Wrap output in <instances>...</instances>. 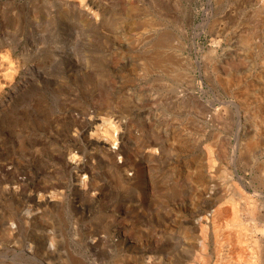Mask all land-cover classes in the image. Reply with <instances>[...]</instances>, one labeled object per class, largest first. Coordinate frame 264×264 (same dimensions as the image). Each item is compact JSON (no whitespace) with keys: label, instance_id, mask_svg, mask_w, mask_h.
I'll use <instances>...</instances> for the list:
<instances>
[{"label":"rangeland","instance_id":"rangeland-1","mask_svg":"<svg viewBox=\"0 0 264 264\" xmlns=\"http://www.w3.org/2000/svg\"><path fill=\"white\" fill-rule=\"evenodd\" d=\"M164 2L167 15L177 22L175 26L162 21L158 7L161 0H82L81 4L79 0H0V30L9 27L5 37L9 36L7 42H12L13 56L20 61V69L24 67L14 100L16 107L20 105L17 110L30 109L31 118H41L45 122L43 130L33 129L37 147L27 145L21 154L13 152L16 143L12 137L0 135V264H142L148 260L153 264H190L193 257L196 258L190 241L197 232L188 220L198 218L203 197L213 200L214 191L222 183L224 186L230 183L227 170H222L225 165L232 171L237 169L242 180L233 173L230 177L232 186L236 185L246 193L249 203H254L251 207L264 204V167L257 169L264 161V124L258 128L262 132L257 152L251 159L242 152V142L251 121L241 108L246 102H261L264 95L259 88L263 68L256 56L259 39H253L257 51L250 52L251 70L242 87L228 90L220 87L213 80L211 71L204 66L199 68L197 64L201 61V65H208L204 47L209 43L208 31L216 30L217 22L224 28L218 49L224 48L227 55V42L237 45L242 31L254 23L256 6L244 0ZM130 5H135L137 10L129 11ZM219 15H223L221 19H217ZM147 17L156 22L147 29L139 28V21ZM164 30L169 37L165 52L179 62L169 68L183 73L177 84L163 71L168 66L148 71L143 68L146 58L153 52L154 41ZM132 34L135 36L130 37ZM135 37L136 40H132ZM189 63L194 66L193 70H188ZM249 87L253 91L247 94ZM224 104L226 110L220 121L212 123L208 119L209 112ZM74 113L103 118L118 114L124 121L130 132L125 145L133 152V168L127 173L131 180L124 189L117 186L114 171L100 154L92 153L85 161L82 151H75L81 161L92 166L94 179L101 190L99 195L91 199L84 192H75L70 185H65L60 211H49L46 221L31 220L30 215L25 221L27 230L12 234L10 229L14 224L9 218L14 203L10 198H3V190L10 188L13 191L19 185L11 181V175L7 173L15 172L23 178L27 194L35 189L40 191L45 182L53 184L56 178L63 182L62 177L67 174L58 168L52 154L65 145L66 129L72 124ZM8 117L4 119L0 115V132L5 134L15 128H10ZM179 127L183 131L186 129L189 143L178 134ZM163 128L168 132L163 133ZM151 141L156 145L157 153L149 159L143 145ZM219 144L226 147L227 164L217 160L216 177L209 181L195 169L196 155L206 147L214 150ZM38 147L40 149L36 151ZM228 196L235 197L231 193ZM28 204L29 201L24 202L23 211L28 210ZM250 224L246 236L248 242L245 241L251 249L246 247L247 254L242 255L241 263L250 260L254 264H264V228L257 218ZM47 228L56 230V233L51 231L55 240L41 244L39 237L50 232ZM206 235L205 253L209 254L213 237L211 233ZM235 240L230 238L234 244ZM52 246L55 249L47 253L46 249ZM234 247L228 251L227 247L223 248L226 252L223 257L240 260L239 248ZM205 257L202 256L200 262L203 263Z\"/></svg>","mask_w":264,"mask_h":264},{"label":"bare ground","instance_id":"bare-ground-1","mask_svg":"<svg viewBox=\"0 0 264 264\" xmlns=\"http://www.w3.org/2000/svg\"><path fill=\"white\" fill-rule=\"evenodd\" d=\"M61 1H63V0H61ZM244 1H246L248 3L252 2V5L256 6V9L254 12L256 19L254 20V23L252 21L253 24H249L248 28H246V30H244V32L242 31V33L240 34L241 38H240L239 43L236 42L237 45H234L231 42H227V47L229 49L227 50L228 54L225 55L224 48H221V50L218 49L220 46V42H221V39L219 38V36H221V33L223 32L224 28L221 27V23L217 22L216 25L218 28L214 31L213 30L208 31L209 43L204 47V55L208 57V61H207L208 65H205V64L201 65V61H197V64H198L199 68L203 67V66L207 67L211 71L213 80L220 87H222L226 90L230 89L231 87L232 88L233 87H235V88L242 87L245 85V79L250 74V70H251L250 52L252 50L257 51V50H255V48L257 47L258 51L256 53V56H257L258 60L260 61V63L262 64V68H263V72H262L263 77H262V80L260 81L259 88L264 91V0H244ZM81 3H82V0H79V4H81ZM87 3H88V1H87ZM57 6H60V5H57ZM158 7H159V15H160L162 21H164V23H172L175 26V24L177 22L175 19L172 18V16H171V19L169 18L170 14L167 15V12H166L167 6H166V3L164 2V0H161L160 6L158 5ZM65 8H67V7H65ZM83 8H85V7H83ZM128 8L130 9L129 11H136L137 10V7L135 5H130ZM92 10H91V12H93ZM162 10H164V11H162ZM216 14H218V12ZM228 14H230V13H228ZM96 15H97V13H96ZM91 16H92V14H91ZM221 16H223V15H219L218 18L217 17L216 18L221 19ZM157 18H159V16ZM155 20L151 17L150 18L147 17V19L140 20L138 26H139V28L147 29L156 22ZM157 21H158V19H157ZM158 22L160 23V21H158ZM179 24L181 25V23H179ZM8 29H9V27L7 26V29L5 28V29L0 30V115L1 116L3 115L4 119H6V117H8V115H9L8 119H9L10 125H11L10 128H12L13 126L15 128H14V130L12 129L13 130V131H11L12 134L11 133L5 134V133L0 132V135L2 134L1 137H4V136H7V137L9 136L10 138L12 137V140H14L13 142L16 143L14 146L13 152L21 154L20 152H22L26 148L27 145L29 147L31 146L33 148L37 147V146H35V143L37 144L36 139L33 138V129H35V127H36L40 130H43L45 127V125H44L45 122L43 119L41 120V118H38V120L35 117L31 118V113H30V111H28L30 109L21 111L22 109L20 108L19 111L17 110V108H19L20 105H19V107L18 106L16 107L17 103H15L14 100H15L16 91L19 88L21 81L23 79L22 69H24V67L20 69V67H21L20 61H18V58L13 56V47L11 46L12 42H7L9 36L5 37L6 36L5 34L7 33ZM186 30L184 31V33H186ZM194 34L197 35L196 32H194ZM132 36H133V34L130 37H132ZM32 37H33V35H32ZM255 37L259 39V42L256 45V47H255V44L253 43V39ZM136 38L137 37H135V39H132V40H136ZM168 40H169V37L167 35V31H165V30H164V32L162 31V33L158 36V38H156V40L154 41V43L152 45L153 52L150 54L148 53L149 56L146 58V62L144 63V66H143L144 70L148 71V70H150V68H155V67L157 69H162L163 67H166V66H168V68H169V67H173L172 65L179 63L176 58L171 56L168 52H165L167 47H169L168 46V43H169ZM235 59H237L238 61L237 60L235 61ZM141 63H143V62H141ZM202 63H203V61H202ZM143 68H142V71H143ZM166 68L163 69V71L166 74L170 75V77L172 78L174 83H176V81L178 79H180V77L181 78L183 77V73L180 70L178 71L175 69H170V68L166 69ZM187 68H188V70L192 69V68L194 69V66L191 63H189ZM187 68H185V69H187ZM204 69H206V68H204ZM187 72L188 71H185V74H187ZM248 90H250V91H248L247 94H250V92L253 91L252 87H249ZM23 96L24 95H22V97ZM42 103H43V101H42ZM33 106H35V105H33ZM36 106H38V105H36ZM262 108H264V95L261 97V102H258V101L246 102L245 105L241 108L242 112L244 114L246 113L248 118H250L249 120L251 121L250 122V125H251L250 129H249V131L248 130L246 131L248 133H245V137H244V140L242 142V152L247 154V159H248V157H249V159H251L253 157L252 155L257 152V149L259 146L258 145L259 144L258 138L260 136V132H262V131L260 130V132H259L258 128L261 124H262V126L264 124V110ZM225 110H226L225 104L219 106L217 109H214V110L209 112L208 119L214 124L216 122H219L220 118H221V114ZM45 111H44V113H45ZM40 114H42V113H40ZM62 114H65V113H62ZM86 114L77 115L74 113L71 115L72 116V124L69 127H67V129H66L65 145L61 147L60 151H58V152L54 151V153L52 154L54 156V158L57 159L56 164L58 165V168H61L67 174L66 177H62L63 182L59 178H56L52 182L53 184H46V182H45V184H42L40 182L42 184V186L40 187V191H38L39 189L37 191L35 189V192L33 191L32 193H30V191H28L29 194H27L23 188V186L25 184L23 181V178H21L20 175H19L20 176V178H19L15 172H8L7 173V175L8 174L11 175V177H10L11 181H13L14 183L16 182L19 185V187L15 188L13 191H10L9 190L10 188H6L5 190H3L5 192L3 198H10L11 202L14 203V205H12V207H13L12 215H10V218H9V220H11V223L14 224V226L12 227L13 229H10L12 234L19 232V231L27 230V226L25 225V221H26L27 217H29L30 215H31V220L39 219L42 221H46V219H47L46 215L49 211H52V210L54 212L60 211L61 199L64 198V196H65V193H64L65 192L64 191L65 185H70V187L73 188L72 190H75V192H84L83 194H85L87 196L89 195V197L91 199L96 198V196L99 195V192H101V190H100V186L97 187L99 184L94 179L95 174L92 170V166L87 164L86 162L81 161V158L79 157V155H76L74 153L75 151H79V152L82 151L85 161L88 160V158H90V155L92 153L93 154H97V153L100 154L101 157L107 163L110 164V167L114 171V179H115L117 186L122 187V188L126 187V184L131 180L128 177L127 173L129 170H131V168H133V164H134V162L132 160L133 152L130 149H128L127 146L125 145L126 144L125 142L127 140L126 138L129 137L130 132L125 128L124 121L118 116V114L117 115L114 114L115 116H112L111 118H108V117L103 118L101 116L98 117L97 115L95 116V114L94 115H91V114L86 115ZM56 116L58 117V115H56ZM63 116H65V115H63ZM105 116H107V115H105ZM65 119H66V117H65ZM59 120H61V118ZM66 121H67V119H66ZM170 123H172V122H170ZM174 123L175 122H173V124ZM159 124H161V122ZM7 125H9V124H7ZM57 125H55V126H57ZM163 125L166 127V124H163ZM174 128H177V127H174ZM45 131H47V130H45ZM184 131L182 128H180L178 134L180 135V137L186 139L189 143V140L187 139L188 137L186 136L187 134ZM37 132L39 133V131H37ZM162 132L166 133V132H168V130L166 128H163ZM188 133H189V131H188ZM44 134H46V132ZM13 135H15L14 139H13ZM184 136H186V137H184ZM44 140H46V139H44ZM31 142H33V143H31ZM182 142L185 143L183 140H182ZM61 145H63V144H61ZM143 146L145 147V148H143V151L146 153V156L149 159L153 158L155 156V154L157 153V147L152 141H151V143L145 144ZM165 147L168 148L169 146L167 147V144L165 143ZM189 148H190V146H189ZM10 149H12V148H10ZM39 149H40L39 147L36 148V151ZM18 150H20V151H18ZM137 150H140V149L137 148ZM31 154H32V152H31ZM226 154H227V150H226V147L224 145L223 146L221 144H219V146L216 145L214 150H211V149L206 147L204 150H201L196 155L197 156V159H196L197 164H196L195 169L200 174L205 175V177L208 178L209 181H213L214 178L216 177L214 174V173H216L215 172V170H216L215 165L217 164L216 162H217V160L218 161L222 160L223 162H225L224 164H227ZM8 163H9V161H8ZM259 164H261V163H259ZM219 165L221 166V164H219ZM263 167H264V161H262V164L259 165L257 169H260V168L263 169ZM222 170H227L228 176H229V177L227 176V179H228V181H230V183L227 186H224L225 184L223 185V183H222V185L218 187L219 189L216 192L214 191V199L213 200H206L203 197V201H202V204L200 206L199 213L197 214L198 218H196V219L193 218V219L188 220V223L191 226V228L197 232V235H195L193 240L190 241L192 246L194 247V250H195L194 253L196 255V258L193 257V261L190 264H242L241 263L242 257H243L242 255H244L246 253L247 248H248V250L251 249V248L249 249V246L247 247V245H246L247 244L246 243V241H247L246 236L248 235V232H249L248 231V227H249L248 224L251 226L252 224H250V223H252L253 220H255V218H257L262 223V224H260L262 226V228H264V204H261L258 206L255 205L256 207H254V208L251 207V204H254V203H252V202L249 203V199H248V196L246 195V193H244L243 190L238 188L236 185H235V187L232 186L234 184L231 181L230 177H233V173L235 174L236 177L241 179V176H239L237 173V169L232 171L229 169V167L227 165H225V167H223ZM261 176H263V175H261ZM134 177H137V175ZM1 178H2V176L0 175V179ZM143 179H144V177H143ZM261 179H262V177H261ZM220 180H222V179H220ZM101 184H102V182H101ZM30 186H32V185H30ZM149 186H150V184H149ZM98 188H99V191H98ZM211 188L209 187V189H211ZM141 189H143V188H141ZM149 189H150V187H149ZM230 193L232 195L234 194L235 197H229L228 195ZM199 195L201 197L203 196L202 194H199ZM250 198L252 199L251 196H250ZM255 198L257 200L259 199L257 197H255ZM27 201H29V204L27 205L28 210L25 212V211H23L22 206H23L24 202H27ZM254 201H255V199H254ZM69 203H71V202H69ZM252 206H254V205H252ZM144 208H145V206H144ZM207 209H209V212L206 211ZM8 212H10V211H8ZM74 216H76V215H74ZM117 217H119V216H117ZM125 218H126V216H125ZM132 218H133V216H132ZM49 224H50V222H49ZM184 226H186V225H184ZM52 229L53 230H51V231L56 233V230L54 228H52ZM255 229H254L253 233L255 232ZM47 231H50V230H48V228H47ZM51 231L50 232H44L42 235H40L39 241L41 244H43V242H45L46 240H50V241L54 242L55 238L53 236L55 234L53 235V233ZM153 233H154V231H153ZM210 233L212 235L211 237H213V245H212V249L210 252L211 254L209 253L210 254L209 255L208 253H205V251H206V246H207L206 242H208V241H206L207 240L206 234H210ZM127 235L131 236L132 234L131 235L127 234ZM218 236H220L221 239L218 238ZM149 237H151V236H149ZM231 237H234L236 239L235 240L236 244H234L235 243L234 241L233 242L230 241ZM222 239H224V242L222 241ZM32 241H34V240H32ZM251 242L252 241H250V243ZM258 243H260V242L257 241V244ZM253 245H251V246H253ZM234 246H237L239 248L238 250L240 252V255L238 256V258H240V260L239 259L234 260V257H233V259H231L229 256L223 257L226 252L222 251V249L227 247V251H228V250L233 249ZM254 248H256V247H254ZM51 249H55V247L52 246L51 248L50 247L47 248L46 252L48 253V252L52 251ZM192 250H193V248H192ZM54 251H55V253L57 252L56 250H54ZM253 251H255V250H253ZM43 253H44V251H43ZM228 253H230V252H228ZM204 255L206 257L202 263V262H200V260H201L200 258ZM244 259L246 261L248 260V259H246V257ZM155 261H156V259H155ZM76 262H78V261H76ZM142 264H153V262L151 260H148L146 262H143ZM245 264H254V263L250 262V260H249V261L245 262ZM259 264H261V263H259Z\"/></svg>","mask_w":264,"mask_h":264}]
</instances>
